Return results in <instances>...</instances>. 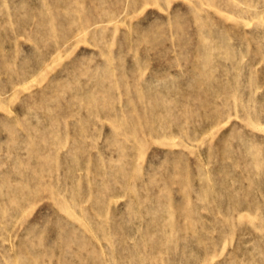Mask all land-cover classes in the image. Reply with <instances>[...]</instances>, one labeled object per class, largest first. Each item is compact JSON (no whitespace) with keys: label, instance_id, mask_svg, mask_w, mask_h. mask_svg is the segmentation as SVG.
Returning <instances> with one entry per match:
<instances>
[{"label":"rangeland","instance_id":"rangeland-1","mask_svg":"<svg viewBox=\"0 0 264 264\" xmlns=\"http://www.w3.org/2000/svg\"><path fill=\"white\" fill-rule=\"evenodd\" d=\"M0 264H264V0H0Z\"/></svg>","mask_w":264,"mask_h":264}]
</instances>
